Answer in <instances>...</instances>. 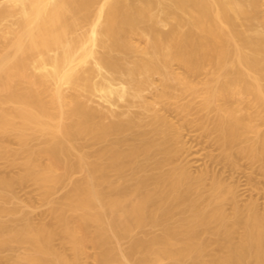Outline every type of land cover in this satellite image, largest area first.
<instances>
[{
    "label": "bare ground",
    "instance_id": "1",
    "mask_svg": "<svg viewBox=\"0 0 264 264\" xmlns=\"http://www.w3.org/2000/svg\"><path fill=\"white\" fill-rule=\"evenodd\" d=\"M185 124L264 179V0H0V258L264 264V203Z\"/></svg>",
    "mask_w": 264,
    "mask_h": 264
},
{
    "label": "rangeland",
    "instance_id": "2",
    "mask_svg": "<svg viewBox=\"0 0 264 264\" xmlns=\"http://www.w3.org/2000/svg\"><path fill=\"white\" fill-rule=\"evenodd\" d=\"M169 117L173 118L174 121L182 123V120L179 116H175L174 113L169 114ZM183 134L185 135V140L188 141V144L192 147V154L183 153L180 156V160L191 159L194 162V169L197 172L198 169L208 166L207 169H210L214 174L220 177L227 184L234 185L241 193V203H246L250 201V197L253 200H256L258 204L264 203V179L258 173L259 169L257 164H252L248 159L244 157H236L235 165L221 159V152L218 149V146L213 142L212 136H207L202 130H199L196 127L185 124L182 128ZM0 161V172L5 173V176H8L12 173L11 169H5L2 167ZM258 169V170H257ZM252 171V172H251ZM11 172V173H10ZM10 173V174H9ZM251 174V176H249ZM4 175V174H3ZM233 186V187H234ZM16 197L22 202H29L32 206V218L34 221L44 217L46 210L45 204L40 200L36 188L30 184L25 183L23 185H15L13 187ZM225 208H229V205H226ZM8 260L6 258H0V264H6ZM89 264H92L89 261Z\"/></svg>",
    "mask_w": 264,
    "mask_h": 264
}]
</instances>
